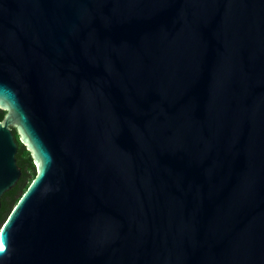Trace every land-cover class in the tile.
<instances>
[{
    "label": "water",
    "instance_id": "95a60500",
    "mask_svg": "<svg viewBox=\"0 0 264 264\" xmlns=\"http://www.w3.org/2000/svg\"><path fill=\"white\" fill-rule=\"evenodd\" d=\"M0 264H264V0H0Z\"/></svg>",
    "mask_w": 264,
    "mask_h": 264
},
{
    "label": "trees",
    "instance_id": "16d2710c",
    "mask_svg": "<svg viewBox=\"0 0 264 264\" xmlns=\"http://www.w3.org/2000/svg\"><path fill=\"white\" fill-rule=\"evenodd\" d=\"M5 116V112L0 110V120H2ZM14 134H16L15 130H13ZM32 166H34V163H32ZM36 176V170L34 174L28 175L24 174L22 178V185L19 188V190H12L9 193H7L4 198L2 199V207L0 210V227L4 223V221L7 219L15 205L18 203L19 199L22 197V195L27 191L31 183L33 182L34 178ZM17 193L15 197H12L13 194Z\"/></svg>",
    "mask_w": 264,
    "mask_h": 264
},
{
    "label": "flooded vegetation",
    "instance_id": "af4514ba",
    "mask_svg": "<svg viewBox=\"0 0 264 264\" xmlns=\"http://www.w3.org/2000/svg\"><path fill=\"white\" fill-rule=\"evenodd\" d=\"M15 140L17 143V154H16L17 165L21 169V172H22L21 178L19 179L16 187L14 188L15 190L18 191L22 185V178H23L24 174L26 173L29 176L34 174V172L36 170V166H35V164H34L35 167L32 166V163H34L32 155L28 151L27 147L22 144L20 136L17 132L15 134ZM16 195H17V193L13 194L12 197H15Z\"/></svg>",
    "mask_w": 264,
    "mask_h": 264
}]
</instances>
